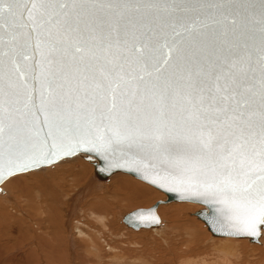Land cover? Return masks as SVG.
<instances>
[{"label":"snow or ice","instance_id":"6c2138e0","mask_svg":"<svg viewBox=\"0 0 264 264\" xmlns=\"http://www.w3.org/2000/svg\"><path fill=\"white\" fill-rule=\"evenodd\" d=\"M81 150L258 237L264 0H0V180Z\"/></svg>","mask_w":264,"mask_h":264},{"label":"rangeland","instance_id":"374dc122","mask_svg":"<svg viewBox=\"0 0 264 264\" xmlns=\"http://www.w3.org/2000/svg\"><path fill=\"white\" fill-rule=\"evenodd\" d=\"M80 156H75L68 160L61 161L53 166L42 167L40 169L33 170L27 173L15 174L2 184V190H4L7 193V196H2L0 194V197L3 201L2 203H5V205L1 203V205L5 207L4 208L3 206H0L2 207L0 208L1 212L2 211L5 212V210H8L10 207L13 208L15 207L17 209V213L16 212L13 213V215L15 214L14 215L15 218L13 217V215H11V213H9L10 214L9 217V214L7 215L3 212L0 217V222L2 221V223L3 222L7 223L8 221L7 224L0 223L3 226L0 228V231H3L0 232L1 233L0 247L2 246L0 248V255L2 256V257L0 256V264H17V263L18 264H31V263L32 264H61V263L62 264H218V263L230 264L231 263V262L227 263L228 260L231 261L230 260L231 258H225V254L220 253V247H218V245H220L221 237L211 236V233L209 230H207L205 224L201 220L197 219L194 215L189 214V212H195L198 209L202 208L200 204L187 202L188 205H186V202H171L160 205L158 209V213L160 214L164 227L157 231L151 229L135 231L126 227L121 220V217L125 213L139 207H149L156 200L163 198L165 194L160 190L156 189L155 187L147 184L146 182L141 181L136 177L125 173H120V174L117 173V175H113V177L111 176L110 179L106 181H97L93 179L95 167L93 168L91 166L92 164H90L89 162H88L89 164L87 162H82L84 160L81 159L83 157L80 158ZM75 160L77 162H75ZM82 164L84 167L82 166ZM83 168L84 170L90 169L89 170L90 175L88 174L89 176H87L88 178L85 181L82 182L80 181L77 185L74 184V186H69L71 175L75 174L76 170L77 173H83ZM81 169L82 172H80ZM121 174L123 176L132 177L133 179L140 181L145 185H148L149 188L152 190V193L150 192L149 195V192H143V190L141 189L140 192L138 188L128 185L118 184L119 185V187L117 186L118 188L113 187L111 182H113V179L115 177L122 176ZM12 179H14V182L10 186V183H12L13 181ZM15 180H18V182L15 183L16 182ZM13 185L19 189L16 195L13 194L14 198H12L13 197L12 195L11 196L9 195L14 190V187H12ZM91 185L92 186L94 185L95 188L93 187V189H89V186ZM133 193H136L139 196H142L144 193L146 198L145 197L143 198L138 197V199L137 197H134V199L133 197L129 198V195ZM121 195L124 197H122ZM107 197H109L110 203L108 200L103 199V198L107 199ZM93 198L94 201H91L93 200ZM116 199L118 200L116 201ZM129 200L131 201L128 203L127 201ZM141 200L143 201L139 202ZM100 201L102 205L100 204ZM133 201H135L136 203ZM10 202L14 203V205L11 204ZM88 202L90 203V205L93 206L92 210H90L92 206H89ZM104 202H106L107 204ZM93 203L95 205H93ZM27 205L29 206L28 208L26 207ZM180 205H181V209H180ZM20 206H22V209L24 208L23 209L24 211L20 208ZM6 207H8V209H6ZM54 207H56V209ZM95 207H96L95 212H97L98 214L103 212L102 213L103 216L107 215L106 217H104L103 220L105 221L104 224L105 226L103 225L102 222L100 223V221L94 219L95 218L94 216L91 217L92 214L90 213L91 211H94ZM11 216L14 218V220L12 219ZM21 216L25 219V220L22 219L23 224L19 223V221H21L20 218H22ZM37 218L40 219V221H38ZM76 219H79L80 221L84 222V225H82V227L84 228V231L86 233L89 232L90 233L89 235H92L93 239L95 240L94 246L96 248L91 246L93 244L87 243L88 242L87 239L84 240L82 237L76 235L77 232L75 233V225H73L75 223V221L73 220ZM172 219L176 221V223ZM34 220L36 221V224ZM41 220L43 221L41 222ZM26 221L30 223H27ZM33 221L35 224L34 226H33ZM189 221L191 225L186 223ZM194 221H196L197 223L195 224ZM47 224L48 226L46 227ZM169 224L174 225V227ZM185 224L188 227L189 226L190 227L186 228L187 226H185ZM168 225L169 227H171V229H168ZM45 227L47 228V231ZM172 227L176 230L172 229ZM51 228H55L54 230L59 229L60 231L57 230L55 232ZM186 229L189 232H192L193 234L189 233L188 236V231ZM50 230L51 232L54 231L53 234H56L57 232L61 233L60 236L57 233L58 236L56 237L57 240L55 238L56 235L55 236L50 235L49 238L48 234H50L49 233ZM184 230L186 232H184ZM31 231H33L32 232L33 235L30 234ZM195 231L198 232L199 234L198 233L196 234ZM182 232L186 234H183ZM19 233L22 235H20ZM201 234L203 237L201 236L200 238V236H197ZM191 235L194 237L192 238ZM1 237H4L3 238L4 240L2 239L3 241H1ZM19 237H21L20 239L23 240L21 241L18 240ZM29 238H31V240H27ZM51 238L52 239L55 238V239L51 240ZM62 238L64 239L63 241H61ZM194 238L200 240L197 241ZM187 239L190 240L191 243H189ZM234 239L239 240V238H234ZM244 240L246 239H242V243L244 247L242 248L240 246L235 247L238 257L234 258L232 264H254L255 262H257L256 264L258 263L264 264L263 262L264 247L262 248L261 245L253 244L251 242L249 243L248 240H246L247 243L245 244ZM69 242L73 243L74 246H72V244H70ZM40 243L41 244L44 243V244L38 246L40 245ZM69 245L70 247H68ZM252 245L254 246L252 247ZM47 247L50 249L51 247L55 249L58 248L57 252L59 255L57 254V252H55V254H53L52 257L51 256L49 257V259L48 257H45L47 258L46 260H44L45 258L41 259L43 256L41 251L44 252V250H46ZM109 247H111V249ZM245 248L246 249L248 248L250 251L246 250ZM261 248H262V252L261 250H259ZM172 249L173 251L174 250L176 251L173 252ZM216 250L218 251L217 254L219 256L216 254L217 252ZM167 251L170 253L168 254ZM27 254L29 255L27 256ZM259 254L262 258H260ZM15 255L17 259L14 258ZM54 255H56V257ZM220 257L221 259L222 258L223 259L221 260ZM19 260L21 261L19 262Z\"/></svg>","mask_w":264,"mask_h":264},{"label":"water","instance_id":"95a60500","mask_svg":"<svg viewBox=\"0 0 264 264\" xmlns=\"http://www.w3.org/2000/svg\"><path fill=\"white\" fill-rule=\"evenodd\" d=\"M78 155L83 156V158L87 162L94 165L95 170L93 174V179L97 181H106V180H109L111 176L117 173H125V174L132 175L136 177L137 179L146 182L147 184H150L151 186L155 187L156 189L160 190L161 192L165 194V198L156 200L149 207H139V208L133 209L125 213L121 217V220L125 224V226L128 227L129 229H132L135 231L145 230V229H151V230L155 229L156 230L160 227H163L164 225L160 217V214L158 213V209L160 205L165 204V203H171V202H192V203L200 204L202 206V208L198 209L197 211L191 214L194 215L197 219L201 220L205 224L207 230L210 231L211 236L246 238L251 243L260 242L259 238L261 236L262 231L264 230V227L261 228L260 235L258 237H251L245 234H237L223 222V220L215 213L214 208L211 205L206 204L202 200H199L197 198L184 196L179 192H170L167 189L161 188L158 185L153 184L150 180L145 179L143 174L141 172L136 171L134 168L109 166V164L101 156L93 152H85L81 150L79 152H76L74 155L61 157L59 160H57L53 164H44V165H41L39 168H34L28 171L19 172V173H27L33 170L40 169L42 167L53 166L61 161L68 160ZM19 173H14L13 175L19 174ZM10 177H6L5 179L0 180V194H5V191L2 190V184ZM149 213L155 215L158 218V222H152L150 220L140 221L136 219V217L140 214H149Z\"/></svg>","mask_w":264,"mask_h":264},{"label":"bare ground","instance_id":"6f19581e","mask_svg":"<svg viewBox=\"0 0 264 264\" xmlns=\"http://www.w3.org/2000/svg\"><path fill=\"white\" fill-rule=\"evenodd\" d=\"M79 156V155H78ZM81 157H83V156H80V158ZM79 159V158H78ZM81 159H83L84 161H82V162H87L84 158H81ZM75 162H77L76 160H75ZM81 162V161H80ZM88 163V162H87ZM89 164V163H88ZM82 166H83V164H82ZM81 166V167H82ZM89 166V165H88ZM93 168H94V165H91ZM84 167V166H83ZM90 170V169H89ZM89 170H84V168H83V173H77V170H76V173L75 174H72L71 175V177H70V183H69V186H74V184H78L80 181L82 182V181H85L88 177L87 176H89L90 174H89ZM92 171H93V169H92ZM80 172H82V169H81V171ZM89 174V175H88ZM120 174V173H119ZM115 175H117V174H115ZM122 175V174H121ZM113 177V176H112ZM15 179H17V178H15ZM13 181H12V183H10V186H11V184H13V182H14V179H12ZM16 182L15 183H17L18 182V180H15ZM23 181H24V179H23ZM8 182V181H7ZM11 182V181H10ZM19 182H20V180H19ZM9 183V182H8ZM14 183V184H15ZM25 183V182H24ZM111 184H112V186L113 187H119V185L118 184H120V185H128V186H132V187H135V188H138V190H143V192H149V195H150V192L152 193V190L149 188V186L148 185H145V184H143V183H141L140 181H137V180H135V179H133L132 177H129V176H117V177H115L114 179H113V182H111ZM150 185V184H149ZM7 186H8V184H7ZM9 186V187H10ZM21 186V185H20ZM23 186V185H22ZM9 187H8V189H9ZM12 187H14V190L11 192V194H9L10 196L12 195L13 196V194L14 195H16V193H18V191H19V189L16 187V186H12ZM11 187V188H12ZM93 187H94V185L92 186H89V189H93ZM117 187V188H118ZM95 188V187H94ZM134 188V189H135ZM120 189V188H119ZM11 190V189H10ZM141 190H140V192H141ZM27 191V190H26ZM129 191V190H128ZM9 192V191H8ZM90 192V191H89ZM119 192H121V191H119ZM139 192V193H140ZM130 194V193H129ZM136 193H133V194H131V195H129V198L130 197H133V199H134V197H137V199H138V197H140V198H143V197H145V195H144V193H143V195L142 196H139V195H135ZM2 196H7V193L5 192V194H1ZM20 195V194H19ZM57 195V194H56ZM118 195V194H117ZM122 196V195H121ZM126 196H128V195H126ZM56 197V196H55ZM54 197V198H55ZM93 197V196H92ZM115 197V196H114ZM118 197V196H117ZM116 197V198H117ZM122 197H124V196H122ZM12 198H14V196L12 197ZM20 198V197H19ZM19 198H18V200H19ZM53 198V197H52ZM96 198V197H95ZM106 198V197H105ZM105 198H103L104 200H108L109 201V197H107V199H105ZM119 198V197H118ZM121 198V197H120ZM146 198V197H145ZM144 198V199H145ZM163 198H165V196L163 197ZM99 199V198H98ZM102 199V198H101ZM100 199V200H101ZM160 199H162V198H160ZM14 200H16V199H14ZM30 200V199H29ZM60 200V199H59ZM118 199H116V201H117ZM132 200V199H131ZM131 200H129V201H127L128 203L131 201ZM53 201V200H52ZM91 201H94V198H93V200H91ZM107 201V202H108ZM143 200H141V201H139V202H142ZM146 201V200H145ZM3 201H2V199H1V197H0V206H3V205H1V203H2ZM17 202V201H16ZM55 202V201H54ZM60 202V201H59ZM96 202H98V201H96ZM113 202H114V200H113ZM133 202H135V201H133ZM138 202V201H137ZM138 202V203H139ZM11 203V202H10ZM62 203V202H61ZM89 203V202H88ZM92 203V202H91ZM104 203H106V202H104ZM109 203H110V201H109ZM136 203V202H135ZM137 203V204H138ZM191 203V202H190ZM2 204H4L5 205V203H2ZM11 204H13L14 205V203H11ZM44 204V203H43ZM42 204V205H43ZM56 204V203H55ZM98 204V203H97ZM100 204H101V201H100ZM107 204V203H106ZM105 204V205H106ZM112 204V203H111ZM121 204V203H120ZM20 205V204H19ZM26 205V204H25ZM29 205V204H28ZM26 206L27 208L29 207V206ZM57 205V204H56ZM93 205H95L94 203H93ZM102 205V204H101ZM186 205H188L187 204V202H186ZM23 206V205H22ZM22 206H20V208L22 209ZM55 206V205H54ZM89 206H92V205H90V203H89ZM96 206H98V205H96ZM124 206V205H123ZM179 206V205H178ZM4 207V206H3ZM10 207V206H9ZM43 207V206H42ZM51 207H53V206H51ZM100 207V206H99ZM104 207H106V206H104ZM115 207V206H114ZM122 207V206H121ZM183 207V206H182ZM0 208H2V207H0ZM5 208V207H4ZM3 208V209H4ZM27 208H25V209H27ZM49 208V207H48ZM55 209H56V207H54ZM175 208V207H174ZM178 208V207H177ZM6 209H8V207H6ZM24 209V208H23ZM22 209V210H23ZM54 209V210H55ZM90 209V208H89ZM93 209V206L91 207V209L90 210H92ZM96 207L94 208V211H91V213L90 214H92V216L91 217H95L94 219H96L97 221H100V223L102 222L103 223V225L105 224V221H103L104 220V217H106L105 215L103 216L102 215V213H100V214H98L97 212H95L96 210ZM105 209V208H104ZM103 209V210H104ZM180 209H181V205H180ZM5 210V209H4ZM11 210V211H10ZM50 210V209H49ZM102 210V211H103ZM179 210V209H178ZM184 210V209H183ZM182 210V211H183ZM24 211V210H23ZM48 211V210H47ZM56 211V210H55ZM54 211V212H55ZM101 211V210H100ZM106 211V210H105ZM181 211V210H180ZM3 213H5V214H9V213H11V215H13V213H17V209L14 207H10L8 210H5V212L4 211H2ZM2 212H1V209H0V217H1V215H2ZM111 212V211H110ZM187 212V211H186ZM25 213V212H24ZM191 213H193V212H189V214L191 215ZM15 215V214H14ZM13 215V217L15 218V216ZM183 215V214H182ZM7 217V216H6ZM9 217H10V214H9ZM12 217V216H11ZM12 217V219L14 220V218ZM22 217V216H21ZM3 218H4V216H3ZM8 218V217H7ZM6 218V219H7ZM187 218V217H186ZM21 219V221H22V219L23 220H25L23 217L22 218H20ZM38 219V218H37ZM173 220V219H172ZM178 220V219H177ZM12 221V220H11ZM21 221H19V223H22L23 224V221L21 222ZM35 221V220H34ZM34 221H33V226L36 224V221H35V224H34ZM38 221H40V219H38ZM43 220H41V222H42ZM73 221H75V223L73 224V225H75V233L77 232V236H80V237H82L84 240L85 239H87V243H90V244H93V245H91L92 247H95L94 246V244H95V240L93 239V237H92V235H89L90 233L88 232V233H86L85 231H84V228L82 227V225H84V222H82V221H80L79 219H76V220H73ZM72 221V222H73ZM96 221V222H97ZM174 221V220H173ZM10 222V221H9ZM14 222V221H13ZM27 222V221H26ZM32 222V221H31ZM40 222V223H41ZM57 222V221H56ZM175 223H176V221H174ZM173 222V223H174ZM195 222V224L197 223L196 221H194ZM1 224H3V223H6V222H3L2 223V221L0 222ZM7 223H8V221H7ZM6 223V224H7ZM27 223H30V222H27ZM26 223V224H27ZM187 224H190V221L189 222H186ZM0 224V228L1 227H3L2 225ZM32 224V223H31ZM38 224V223H37ZM54 224V223H53ZM58 224V223H57ZM57 224H55V225H57ZM194 224V225H195ZM24 225H25V222H24ZM23 225V226H24ZM86 225V224H85ZM169 225H172V224H169ZM169 225H168V229H171V227H169ZM191 225V224H190ZM22 226V227H23ZM45 226V225H44ZM48 226V224L46 225V227ZM105 226V225H104ZM173 227H174V225H172ZM185 226H187L186 224H185ZM45 227V228H46ZM53 227H55V226H53ZM59 227V226H58ZM164 227V226H163ZM163 227H160V228H158V229H156V231L157 230H160L161 228H163ZM172 227V229H174ZM183 227V226H182ZM190 227V226H189ZM188 226L186 227V228H189ZM28 228V227H27ZM33 228V227H32ZM35 228V227H34ZM184 228V227H183ZM182 228V229H183ZM193 228V227H192ZM30 229V228H29ZM50 229V228H49ZM51 229H55V228H51ZM57 229V228H56ZM198 229V228H197ZM196 229V230H197ZM31 230V229H30ZM36 230V229H35ZM58 231H60L59 229H57ZM57 230H54L55 232L57 231ZM152 230H155V229H152ZM174 230H176V229H174ZM187 230V229H186ZM26 231V230H25ZM46 231H47V228H46ZM49 231V230H48ZM54 231L53 232H51V230H50V234H48L49 235V238H50V235H53V236H55V238L56 237H58L57 236V233L56 234H53L54 233ZM188 231V230H187ZM0 232H3V231H0ZM33 231H31V233L30 234H32L33 235V233H32ZM35 232V231H34ZM42 232H44V231H42ZM62 232V231H61ZM179 232V231H178ZM184 232H186L185 230H184ZM184 232H182L183 234H186V233H184ZM196 232V231H195ZM147 233H148V231H147ZM181 233V232H180ZM189 233H191V234H193L192 232H189L188 231V236H189ZM198 232H196V234H197ZM1 234V233H0ZM3 234V233H2ZM20 234V233H19ZM43 234H45V233H43ZM199 234V233H198ZM20 235H22V234H20ZM20 235H18V236H20ZM25 235V234H24ZM58 235L60 236L61 235V233H58ZM168 235H170V234H168ZM179 235V234H178ZM70 236V235H69ZM175 236V235H174ZM197 236H200V238H201V236H202V234L201 235H197ZM196 236V237H197ZM5 237V236H4ZM4 237H1V241H3L4 239ZM22 237V236H21ZM21 237H19V239L18 240H23V239H20ZM31 237V236H30ZM41 237V236H40ZM52 237V236H51ZM92 237V238H91ZM191 237L193 238L194 236H192L191 235ZM203 237V236H202ZM23 238V237H22ZM42 238V237H41ZM55 238H53V239H55ZM65 238V237H64ZM98 238V237H97ZM159 238V237H158ZM188 238V237H187ZM3 239V240H2ZM6 239V238H5ZM40 239V238H39ZM45 239V238H44ZM52 238H51V240H53ZM60 239V238H59ZM69 239H70V237H69ZM73 239V238H72ZM99 239V238H98ZM156 239V238H155ZM180 239V238H179ZM178 239V240H179ZM186 239V238H185ZM189 239V238H188ZM187 239V241H189V243H191L190 242V240H188ZM194 239H196V238H194ZM242 239H246V238H239V240L238 239H234V237L232 238V237H224V238H222L221 237V242H220V245H218V247H220V253L221 254H225V258H231L230 260L231 261H227V263L228 262H231L230 264H232L233 263V260H234V258H237L238 257V255H237V251H236V249H235V247L236 246H240L241 248L242 247H244V245H243V243H242ZM27 240H31V238H29V239H27ZM32 240H33V237H32ZM49 240V239H48ZM56 240H57V238H56ZM55 240V241H56ZM64 239L62 238V240L61 241H63ZM66 240V239H65ZM197 240V239H196ZM198 240H200V239H198ZM197 240V241H198ZM202 240H203V238H202ZM246 240H248V239H246ZM246 240H244L245 242V244L247 243L246 242ZM259 240H260V242L259 243H253V244H257V245H261L262 246V248L264 247V230H263V233H262V235L260 236V238H259ZM6 241V240H5ZM4 241V242H5ZM8 241V240H7ZM26 241V240H25ZM37 241V240H36ZM55 241H52V242H55ZM159 241V240H158ZM33 242V241H32ZM42 242V241H41ZM74 242H76V241H74ZM183 242V241H182ZM205 242V241H204ZM1 243H3V242H1ZM8 243V242H7ZM6 243V244H7ZM20 243V242H19ZM46 243V242H45ZM70 243V242H69ZM169 243V242H168ZM250 243V242H249ZM9 244V243H8ZM7 244V245H8ZM44 243H40V245H38V246H41V245H43ZM70 244H72V246H74V244L73 243H70ZM167 244V243H166ZM1 245V244H0ZM21 245V244H20ZM33 245V244H32ZM37 245V244H36ZM46 245H48V244H46ZM58 245V244H57ZM56 245V246H57ZM172 245H174V244H172ZM181 245V244H180ZM248 245V244H247ZM171 246V245H170ZM176 246V245H175ZM183 246V245H182ZM250 246V245H249ZM254 245H252V247H253ZM256 246V245H255ZM2 247V246H1ZM0 247V248H1ZM33 247V246H32ZM36 247V246H35ZM34 247V248H35ZM68 247H70V245L68 246ZM140 247V246H139ZM191 247V246H190ZM258 247V246H257ZM66 248H67V246H66ZM75 248V247H74ZM96 248V247H95ZM106 248H108V247H106ZM110 249H111V247H109ZM175 248V247H174ZM173 248V249H174ZM177 248V247H176ZM262 248L261 249H259V250H261V252H262ZM6 249V248H5ZM37 249V248H36ZM41 249V248H40ZM58 249V248H57ZM57 249H55V248H52L51 247V249L50 248H46V250H44V252L43 251H41V253H42V258L41 259H43V258H45V257H48V259H49V257L51 256L52 257V255L53 254H55V252H57ZM61 249V248H60ZM59 249V250H60ZM170 249V248H169ZM173 249H172V251H173ZM191 249V248H190ZM246 249V248H245ZM253 249V248H252ZM65 250V249H64ZM97 250V249H96ZM171 250V249H170ZM188 250V249H187ZM237 250H239V249H237ZM246 250H249L248 248L246 249ZM245 250V251H246ZM174 251H176V250H174ZM173 251V252H174ZM214 251H215V249H214ZM217 251V250H216ZM241 251V250H240ZM250 251V250H249ZM252 251V250H251ZM19 252V251H18ZM34 252H36V251H34ZM63 252V251H62ZM70 252V251H69ZM76 252V251H75ZM160 252V251H159ZM168 252V251H167ZM190 252H192V251H190ZM22 253V252H21ZM165 253V252H164ZM170 252H168V254H169ZM177 253V252H176ZM218 253V251L216 252V254ZM24 254V253H23ZM57 254H58V252H57ZM76 254V253H75ZM79 254V253H78ZM178 254V253H177ZM220 254V255H221ZM25 255V254H24ZM29 254H27V256H28ZM39 255V254H38ZM59 255V254H58ZM57 255V256H58ZM172 255V254H171ZM191 255V254H190ZM207 255V254H206ZM218 255V254H217ZM262 255V254H261ZM1 256V255H0ZM55 257H56V255H54ZM53 256V257H54ZM161 256V255H160ZM165 256V255H164ZM169 256V255H168ZM219 256V255H218ZM223 256V255H222ZM259 256H260V254H259ZM2 257V256H1ZM25 257V256H24ZM37 257V256H36ZM39 257V256H38ZM41 257V256H40ZM240 257V256H239ZM14 258H16L17 259V257H16V255L14 256ZM258 258V257H257ZM260 258H262L261 256H260ZM15 259V260H16ZM25 259V258H24ZM28 259V258H27ZM26 259V260H27ZM47 258H45L44 260H46ZM220 259H221V257H220ZM223 259V258H222ZM221 259V260H222ZM244 259H245V257H244ZM255 259V258H254ZM256 260V259H255ZM260 260V259H259ZM21 260H19V262H20ZM28 261V260H27ZM39 261V260H38ZM48 261V260H47ZM47 261H45V262H47ZM53 261H54V259H53ZM59 261V260H58ZM63 261V260H62ZM244 261V260H243ZM254 261V260H253ZM252 261V262H253ZM55 262H57V261H55ZM64 262V261H63ZM255 262V261H254ZM263 262H264V260H263ZM29 263H31V262H29ZM42 263V262H41ZM61 263V262H60ZM257 262H255L254 264H256ZM18 264V263H17ZM32 264V263H31ZM62 264V263H61ZM218 264H220V263H218ZM259 264V263H258Z\"/></svg>","mask_w":264,"mask_h":264}]
</instances>
